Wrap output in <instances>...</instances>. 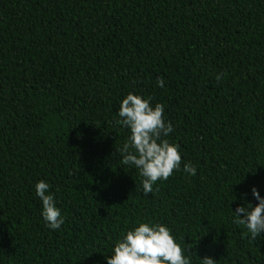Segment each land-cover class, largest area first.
Instances as JSON below:
<instances>
[{
    "label": "trees",
    "instance_id": "obj_1",
    "mask_svg": "<svg viewBox=\"0 0 264 264\" xmlns=\"http://www.w3.org/2000/svg\"><path fill=\"white\" fill-rule=\"evenodd\" d=\"M128 93L164 106L182 160L147 196L120 163ZM253 187L264 198V0H0V264H106L141 223L191 264H264V232L233 222Z\"/></svg>",
    "mask_w": 264,
    "mask_h": 264
},
{
    "label": "clouds",
    "instance_id": "obj_2",
    "mask_svg": "<svg viewBox=\"0 0 264 264\" xmlns=\"http://www.w3.org/2000/svg\"><path fill=\"white\" fill-rule=\"evenodd\" d=\"M221 78L222 74L216 76L217 80ZM164 83L163 78L157 79L158 87H164ZM150 100L151 97L144 99L128 93L119 105L120 119L116 120V124L129 130L119 149L120 163L139 170L145 196L153 191L158 180L166 181L174 170H179L182 162L179 146L165 139L174 129L171 122L163 119L164 106L157 103L152 107ZM182 170L190 176L196 175V168L191 163H185ZM49 188L48 183L39 181L35 185V193L42 202L41 215L46 226L57 230L64 219ZM251 195L257 201L256 205L237 207L232 215L233 222L244 226L250 238L256 240L264 232V198L255 187L251 189ZM112 252L110 258L105 257L106 264H191L190 257L184 255L170 230L161 224H139L115 242ZM199 261L200 264H217L208 256Z\"/></svg>",
    "mask_w": 264,
    "mask_h": 264
}]
</instances>
